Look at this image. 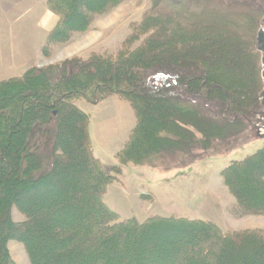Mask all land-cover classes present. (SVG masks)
I'll list each match as a JSON object with an SVG mask.
<instances>
[{"label":"trees","instance_id":"1","mask_svg":"<svg viewBox=\"0 0 264 264\" xmlns=\"http://www.w3.org/2000/svg\"><path fill=\"white\" fill-rule=\"evenodd\" d=\"M123 1L47 0L58 22L42 54L52 57ZM213 1L151 0L116 55L72 57L0 80V264H17L11 240L24 244L31 264H264V229L225 230L176 214L123 218L105 201L128 164L181 169L251 141L247 120L264 86L255 47L264 6L230 0L209 9ZM228 39L231 65L248 68L245 85L240 70L238 81L222 82ZM113 95L130 103L136 123L118 163L105 164L77 100ZM222 174L241 214L264 215V147ZM14 206L24 221H14Z\"/></svg>","mask_w":264,"mask_h":264},{"label":"rangeland","instance_id":"2","mask_svg":"<svg viewBox=\"0 0 264 264\" xmlns=\"http://www.w3.org/2000/svg\"><path fill=\"white\" fill-rule=\"evenodd\" d=\"M229 1L214 0L209 9L222 8L225 6L222 4ZM249 2L252 4L256 2L264 6V0H249ZM151 6V0H125L110 13L98 17L91 31L75 35L71 43L57 47L52 57L46 58L41 50L40 58L36 59V63L29 67L42 68L56 65L72 57L88 59L92 53L116 55L132 32L131 24L140 20ZM163 8L174 16L176 15L174 7L164 6ZM7 10L9 12H6ZM50 12L52 11L47 5V0H0V41L3 40L1 44L8 45V41H5L8 32L15 30L17 32L15 26L22 23L25 27H29L25 31L31 35V40L35 44L32 48L35 51L38 50L37 41L40 36L43 40L42 46L47 36L46 32L44 34V29L37 25L39 18L42 17L43 24L47 22L49 27L58 22L56 21L57 17L49 16ZM186 13L197 15L193 8H190V11ZM168 27L174 28L175 23H170ZM238 28L242 33L248 31L245 27ZM234 45L235 42L228 39L225 46L228 47L227 52L219 53L221 59H224V62L221 63L225 66L222 82L229 85L232 80L238 81L237 77L232 74H236L240 70L238 79L242 82L241 84L245 85L248 68L245 67L246 70H244L236 62L235 65L238 67L231 65L230 62L233 53L231 49ZM195 50L200 53L199 49ZM206 51L201 53L204 55L208 53ZM216 58L218 59V57ZM241 84L239 86L242 87ZM247 89H249L248 86L243 87L242 91L245 93ZM77 104L91 115V131L96 155L105 164H117L116 155L127 141L130 129L135 124L136 116L134 117L130 103L118 95H113L99 104L90 103L85 99H78ZM251 134L249 130L251 141L245 143L240 149L223 156L207 157L186 168L153 169L147 166L128 164L123 169L122 183L113 182L109 185L105 201L123 218L136 217L143 221L152 214H176L191 219L212 220L225 230L264 229V215H243L238 211V201L226 185L222 174V171L232 160L243 158L264 147V140L255 139ZM12 211L15 222L25 220L16 206ZM8 247L17 264H31L22 242L11 240Z\"/></svg>","mask_w":264,"mask_h":264},{"label":"crops","instance_id":"3","mask_svg":"<svg viewBox=\"0 0 264 264\" xmlns=\"http://www.w3.org/2000/svg\"><path fill=\"white\" fill-rule=\"evenodd\" d=\"M6 12H9V10H7ZM53 15L57 17L56 21H58V16L50 12L49 16H51V18ZM37 25L39 28L44 29V34L46 32V35L55 26L54 24L52 27H49L47 22L43 24L42 17L39 18ZM15 27L17 28V32L16 30L8 32L9 34L7 36V39L5 40L8 41V45L6 44V46H3L1 44L3 40L0 41V80L22 75L25 70L31 64L36 63V59L40 58L41 56V47L43 42L41 36L37 41V43L39 44L38 50L35 51L32 48L35 44L33 43V40H31V35L27 34L25 31L26 29H29V27H25L22 23ZM26 35L29 36V38H27Z\"/></svg>","mask_w":264,"mask_h":264},{"label":"water","instance_id":"4","mask_svg":"<svg viewBox=\"0 0 264 264\" xmlns=\"http://www.w3.org/2000/svg\"><path fill=\"white\" fill-rule=\"evenodd\" d=\"M255 42L256 49L261 53L262 79L264 84V16L257 31ZM259 101V110L254 112L253 117L247 120V124L253 138L264 140V86L259 93Z\"/></svg>","mask_w":264,"mask_h":264},{"label":"bare ground","instance_id":"5","mask_svg":"<svg viewBox=\"0 0 264 264\" xmlns=\"http://www.w3.org/2000/svg\"><path fill=\"white\" fill-rule=\"evenodd\" d=\"M249 119V118H248Z\"/></svg>","mask_w":264,"mask_h":264}]
</instances>
